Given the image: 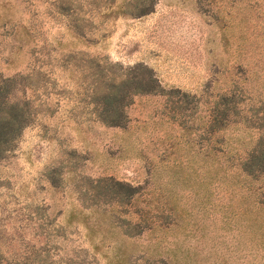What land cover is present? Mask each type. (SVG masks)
Returning a JSON list of instances; mask_svg holds the SVG:
<instances>
[{
  "label": "rangeland",
  "instance_id": "1",
  "mask_svg": "<svg viewBox=\"0 0 264 264\" xmlns=\"http://www.w3.org/2000/svg\"><path fill=\"white\" fill-rule=\"evenodd\" d=\"M136 62L160 90L102 123L97 76ZM0 74L30 103L0 158V264H243L228 175L264 145V0H0Z\"/></svg>",
  "mask_w": 264,
  "mask_h": 264
},
{
  "label": "trees",
  "instance_id": "2",
  "mask_svg": "<svg viewBox=\"0 0 264 264\" xmlns=\"http://www.w3.org/2000/svg\"><path fill=\"white\" fill-rule=\"evenodd\" d=\"M58 8L65 9L66 6L60 5ZM149 10L145 9L139 14ZM100 70L99 72H102V69ZM18 76L17 74L12 76L0 74V158L12 147L14 140L29 120V100L24 95L21 98H16L13 95L15 79ZM97 82L100 88L98 91L94 90L93 103L98 106L101 114L98 115V119L102 123L112 126L123 127L125 115L122 108L128 102V97L140 93H157L160 90L159 81L153 70L141 62L129 66L123 76L118 79H114V77L106 79L103 72L97 76ZM225 101L218 124L219 129L223 130L230 121L229 115L234 111L230 101ZM215 122L212 120L210 123V130L216 126ZM226 162H228L227 166L224 165L222 168L224 171L229 172L233 168V171H230L232 175H228V181H230L228 186L235 187L240 192L239 202L244 207L238 216L244 223V227L236 232V240L240 244L238 246L239 257H242L243 264H264V217L260 214L264 211V183L261 181H264V145L261 147L251 146L243 151L242 156L237 157V163L232 164L231 169L227 168L229 158ZM112 180V184L117 185V191L114 190L115 196L121 190L126 191L127 194L134 192L132 185ZM133 230V228L124 229L123 233L126 237H131L137 232ZM208 248L214 249L213 244ZM149 256L152 257L151 260ZM149 256L146 257L144 264H169V262L164 263L158 258L156 249ZM181 257L186 259L183 255ZM126 258L125 251L120 250L110 261V264H130ZM187 260L190 263L185 262V264H197L195 259ZM179 263L182 264V261Z\"/></svg>",
  "mask_w": 264,
  "mask_h": 264
}]
</instances>
